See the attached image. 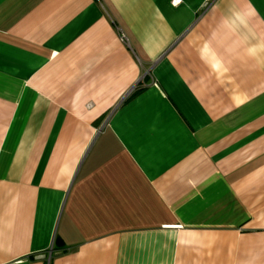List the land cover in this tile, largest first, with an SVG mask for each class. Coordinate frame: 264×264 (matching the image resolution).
Masks as SVG:
<instances>
[{"label":"crops","instance_id":"0c3cea01","mask_svg":"<svg viewBox=\"0 0 264 264\" xmlns=\"http://www.w3.org/2000/svg\"><path fill=\"white\" fill-rule=\"evenodd\" d=\"M0 264H264V0H0Z\"/></svg>","mask_w":264,"mask_h":264},{"label":"built area","instance_id":"2783aa9c","mask_svg":"<svg viewBox=\"0 0 264 264\" xmlns=\"http://www.w3.org/2000/svg\"><path fill=\"white\" fill-rule=\"evenodd\" d=\"M120 37H121L122 41L127 42V38H126V36L123 33L120 34Z\"/></svg>","mask_w":264,"mask_h":264}]
</instances>
